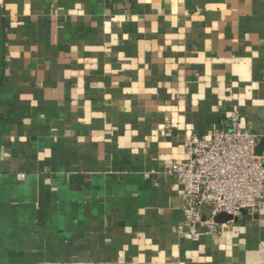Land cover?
Instances as JSON below:
<instances>
[{
	"label": "crops",
	"instance_id": "obj_1",
	"mask_svg": "<svg viewBox=\"0 0 264 264\" xmlns=\"http://www.w3.org/2000/svg\"><path fill=\"white\" fill-rule=\"evenodd\" d=\"M233 112L264 133V0H0V264H264V209L192 238L164 174Z\"/></svg>",
	"mask_w": 264,
	"mask_h": 264
},
{
	"label": "built area",
	"instance_id": "obj_2",
	"mask_svg": "<svg viewBox=\"0 0 264 264\" xmlns=\"http://www.w3.org/2000/svg\"><path fill=\"white\" fill-rule=\"evenodd\" d=\"M262 144L264 133L249 131L241 114L233 112L228 126L214 128L205 137L192 135L184 145L185 158L167 164L164 174L176 178L188 200L184 214L190 237L196 238L202 228L222 234L226 223L216 221L219 214L239 218L264 209Z\"/></svg>",
	"mask_w": 264,
	"mask_h": 264
},
{
	"label": "water",
	"instance_id": "obj_3",
	"mask_svg": "<svg viewBox=\"0 0 264 264\" xmlns=\"http://www.w3.org/2000/svg\"><path fill=\"white\" fill-rule=\"evenodd\" d=\"M264 147V144H262L258 150L261 151ZM216 221L218 223H227L233 219H237V218H233L231 215H228V214H225V213H222V214H219L218 216H216Z\"/></svg>",
	"mask_w": 264,
	"mask_h": 264
}]
</instances>
